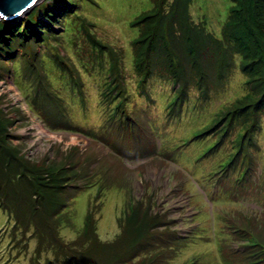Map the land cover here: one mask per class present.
Returning <instances> with one entry per match:
<instances>
[{
	"label": "rangeland",
	"instance_id": "374dc122",
	"mask_svg": "<svg viewBox=\"0 0 264 264\" xmlns=\"http://www.w3.org/2000/svg\"><path fill=\"white\" fill-rule=\"evenodd\" d=\"M238 1L240 20L262 11ZM232 5L43 0L0 19V177L25 196L0 190V264H264L262 245L236 244L264 242V85L259 107L245 101L250 60L223 35ZM246 103L255 113L238 114Z\"/></svg>",
	"mask_w": 264,
	"mask_h": 264
},
{
	"label": "trees",
	"instance_id": "16d2710c",
	"mask_svg": "<svg viewBox=\"0 0 264 264\" xmlns=\"http://www.w3.org/2000/svg\"><path fill=\"white\" fill-rule=\"evenodd\" d=\"M252 2H250L247 6L248 8H253V9H258L260 6L262 7V11L260 13H246L245 16H243V18L240 20L239 15H240V11L241 9H243L242 4L238 1V0H231L232 2V7L229 11V17L226 20L225 24L223 25V35L226 38L227 41H229V39H234L233 41L236 44L237 50H239L245 57L246 59L250 60V64L249 67L251 68L252 73L250 74L252 76V78L254 79V82H252V79L246 78L245 84L248 85V93H246L245 95H243V97L245 98V101H249L252 99V97L255 98V102H254V107H259L258 106V101L260 99H257V96L255 95L256 92L260 93V87L262 88L264 85V0H251ZM158 10V9H156ZM149 16H142L138 21L137 24L142 23V22H146L149 18ZM28 21H32L30 18L25 20V23H27ZM5 23L3 21H0V31L2 30L1 27L4 25ZM9 24H7L6 26H8ZM185 28L187 31H193V27L191 24H184ZM22 27V26H21ZM28 35L32 36L31 33H28ZM163 36H171V30H167L165 29V34H162ZM156 37V35L154 33H152L150 35V39H154ZM255 37H257V39L255 40ZM168 39H172V38H168ZM167 39V40H168ZM146 41L148 40V35H147V31H143L140 33V37L135 41V44L139 43L140 41ZM167 40H165V46L161 47V48H156L154 50V53H156V55L158 57H161L163 55H167V53L170 51L167 48ZM5 43L7 44L8 40L4 39ZM25 44L21 43H17V46L15 47H19L20 46H24ZM177 49L180 52V48H179V44L177 43ZM138 51H136V55H138V59L136 60V63L138 65V67L140 69H142V65H140V61L142 59L143 56V49L139 48L137 49ZM221 53H224L223 48L221 49ZM196 56L191 57V60H195ZM148 70H146L147 73ZM248 73V72H247ZM249 75V73H248ZM261 98V97H260ZM249 103H246V105H244L243 107H240L237 109L238 114L240 112H243L244 109H246ZM251 104V103H250ZM247 112L251 113H255L254 110L247 108L246 109ZM9 117H6V115L2 112H0V141H2L3 143L8 142L10 140V137L7 136V134H9L8 132H6L7 128L10 127L9 124ZM244 136V135H243ZM242 136V138H243ZM242 142V141H240ZM2 143V144H3ZM1 146V145H0ZM240 152V150H239ZM11 155V154H10ZM2 163L0 162V169L2 168ZM22 180H25L23 175L21 176ZM20 181V179H19ZM13 189L14 193H13V198L18 200V202L23 201V198L25 196H21L19 194V192L15 193L16 191V184L14 183V179H12L11 177L9 178L8 176H4V177H0V190L3 189ZM26 189H27V193H28V197H30L29 195V189H31V184L27 183L26 184ZM32 194L35 196L36 200L38 198V195L32 191ZM10 197H5V201H9ZM2 203V205L4 206V202L1 200L0 201ZM31 219H27L26 218V213L25 212H21L19 214V223L24 226L25 228L29 225ZM26 223L27 225L23 224ZM34 228H36L35 233L38 231L39 234H41L42 231H46L49 230L48 226L44 224V227H41L38 225V223H35ZM43 238H46L45 236ZM125 244V242H123V245ZM129 244V243H128ZM118 245L115 244L114 246ZM262 245H264V242L262 243ZM91 252V256H100L101 251L102 253L105 252L107 254V246H103L102 248L100 246V244H94L92 247H88L86 248L84 251H90ZM136 250V247L133 244H129L126 253L130 255V253L132 252L134 254ZM84 252V253H85ZM83 253V252H82ZM131 256V255H130Z\"/></svg>",
	"mask_w": 264,
	"mask_h": 264
},
{
	"label": "water",
	"instance_id": "95a60500",
	"mask_svg": "<svg viewBox=\"0 0 264 264\" xmlns=\"http://www.w3.org/2000/svg\"><path fill=\"white\" fill-rule=\"evenodd\" d=\"M42 1L43 0H0V19L4 21L20 20L36 4Z\"/></svg>",
	"mask_w": 264,
	"mask_h": 264
},
{
	"label": "bare ground",
	"instance_id": "6f19581e",
	"mask_svg": "<svg viewBox=\"0 0 264 264\" xmlns=\"http://www.w3.org/2000/svg\"><path fill=\"white\" fill-rule=\"evenodd\" d=\"M15 19H17V18H15ZM19 26V25H18ZM21 29V28H20ZM17 32V31H16ZM19 33H17V35H18ZM21 34V33H20ZM19 34V35H20ZM158 101V100H157ZM160 102V101H159ZM88 108V107H87ZM90 108V107H89ZM93 110V109H92ZM95 110V109H94ZM89 111V110H88ZM99 116V115H98ZM91 117V116H90ZM79 118H80V116H79ZM94 120V119H93Z\"/></svg>",
	"mask_w": 264,
	"mask_h": 264
},
{
	"label": "clouds",
	"instance_id": "9594fccd",
	"mask_svg": "<svg viewBox=\"0 0 264 264\" xmlns=\"http://www.w3.org/2000/svg\"><path fill=\"white\" fill-rule=\"evenodd\" d=\"M246 81V80H245Z\"/></svg>",
	"mask_w": 264,
	"mask_h": 264
}]
</instances>
